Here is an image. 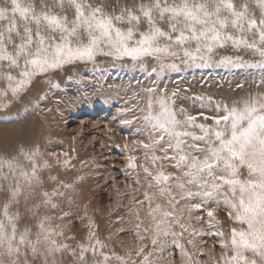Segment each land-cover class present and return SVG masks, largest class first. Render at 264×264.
Wrapping results in <instances>:
<instances>
[{
    "label": "snow or ice",
    "instance_id": "6c2138e0",
    "mask_svg": "<svg viewBox=\"0 0 264 264\" xmlns=\"http://www.w3.org/2000/svg\"><path fill=\"white\" fill-rule=\"evenodd\" d=\"M106 8L90 0H41L39 5L35 0H0V111L33 89L40 77L67 65L95 66L98 57L131 61L143 79L136 80L139 89L132 88L133 95L116 107V115L135 137L131 143L144 152L145 164L129 155L127 168L137 170L140 164L148 188L157 190L153 195L146 191L141 201L149 205L151 225L145 231L152 233V245L171 236L182 248L175 237L188 231L184 213L192 218L206 210L211 223V206H222L233 225H239L231 227L227 240L223 231L215 233L225 250L222 264H264V91L236 99L189 94L180 83H187L186 74L195 70L211 75L219 69L255 68L264 89V0H150L118 12ZM228 48L260 59L251 63L219 52ZM150 61L155 65L150 67ZM170 73L178 77L173 88L164 83ZM47 84L60 87L51 80ZM216 87L223 93L221 82ZM235 87L242 91L244 85L237 82ZM9 95L12 100L5 101ZM42 155L40 145L21 144L14 155L0 157V181L7 184L0 191V264H34L38 258L42 264H56L55 254L69 248L57 240L64 233L53 229L50 217L40 212L56 209V198L66 194L61 189L75 185L49 175L53 186L45 188L41 173L51 165L39 162ZM62 166L70 169L71 160L65 159ZM157 194L166 207L153 206ZM181 202L183 208H178ZM21 203L35 218V233L27 223L23 230L18 228L21 214L12 209ZM177 226L183 231H174ZM87 241L78 245L81 264H86L88 253L99 257L96 264H129L124 256L106 253L95 232H88ZM137 255L139 264H152L151 253L143 247Z\"/></svg>",
    "mask_w": 264,
    "mask_h": 264
},
{
    "label": "bare ground",
    "instance_id": "6f19581e",
    "mask_svg": "<svg viewBox=\"0 0 264 264\" xmlns=\"http://www.w3.org/2000/svg\"><path fill=\"white\" fill-rule=\"evenodd\" d=\"M37 5L41 3V0H35ZM92 3H101L107 5V11L118 12L123 7H133L139 3H148L150 0H90ZM171 2V0H169ZM239 2V0H237ZM251 3V0H249ZM47 3L52 4L53 0H47ZM59 11V9H54ZM258 13V10H256ZM71 17V11L67 13ZM124 27V26H122ZM146 27V25L141 26ZM221 54L225 55H240L245 61L255 63L260 58L251 52L241 50L239 53L235 52L231 48L219 50ZM155 65V61H150V67ZM128 74H127V73ZM139 72V73H136ZM140 70L138 67L133 68L131 61H113L108 57H98L96 65L92 64H70L65 68L55 73H50L47 77H40L35 87L25 93L19 99L12 100L11 96L4 98L5 101L12 100L11 107L7 110L0 111V157L9 158L11 155L16 153V150L21 144L29 145L38 144L41 146L43 155L38 158L40 163L47 160L51 167L42 171V178L46 181L44 187L51 189L52 182L48 181V176L62 177L67 180H71L75 187L74 189H61L66 194L63 197H57L56 202L58 207L54 210L41 209L40 215H50V226L56 231L61 230L62 220L67 221L74 217L79 218L81 228L79 237H72L66 239L63 237H57L59 243L68 244L69 248L55 254L56 264H81L78 259L79 248L78 245L81 243H87V229L90 222L92 224V231L96 233L97 237L106 245L104 251L108 254H115L124 256L131 262L137 257V249L143 247H151V250L155 254V257L159 259L161 257L160 251H163L168 243L161 241L157 246H153L151 243L150 231L146 232L145 228H149L151 225V217L148 216L149 205L147 202L141 203L144 200V193L147 191L149 195L156 193V189L148 188V181L145 179L144 173L141 167L137 170H131L127 168V157L134 155L140 161L145 164L143 159V150L125 152L124 160L126 167L121 170V175L124 180H117V173L114 172L115 156L110 157L109 167L104 168L102 163L104 161L105 151L108 153V148H115V142H119V147L124 146L127 140L123 138L117 131L119 126V118L117 117L118 126L117 129L111 124L106 125V130L98 132L101 134V138H98L95 142L99 143V146L93 151L91 142H79L77 139L70 140L66 131L61 128V122L67 119L68 115L77 114L81 109L91 111L92 109L101 110L106 114L113 110V106L123 104V100L133 95L131 89L138 88L135 84H131V87H127L121 84H116L115 81L123 80L126 76L130 79V75H135V80H141L143 77L139 75ZM175 77L166 78L164 81L169 88L175 87ZM51 80L54 84L59 83V88H49L47 81ZM133 82L132 79H130ZM145 83L149 81L144 80ZM172 82V83H171ZM171 83V84H170ZM260 76L257 78L249 77V80L245 83L243 90L237 89L234 84L231 88L225 86L223 93L219 92L214 94L213 90H195L190 91L189 94H211V95H222L227 94L232 98H242L249 94H256L257 92L264 91L259 87ZM4 86V81L0 80V87ZM47 96V99H37V96ZM87 96V99H85ZM105 100H109L110 103H105ZM131 103V101H130ZM38 105V107H37ZM116 115V110H114ZM117 116V115H116ZM5 118V119H2ZM4 120H14V123H5ZM92 120V119H91ZM101 128V127H100ZM104 134V135H103ZM113 143V144H112ZM107 145V146H106ZM97 146V145H96ZM116 146V145H115ZM96 148V147H95ZM108 148V149H107ZM118 149V148H117ZM63 151V152H62ZM54 152L56 155L51 156L49 153ZM64 153H68L65 156ZM158 155H162L158 153ZM65 159L71 160L70 169H65L63 161ZM103 159V160H102ZM146 166L151 168V164L147 163ZM167 170H171L167 168ZM113 170V171H112ZM76 177H83L82 180H77ZM131 180V182H127ZM133 181V183H132ZM111 183L110 190H103L105 185ZM0 185H3V189L7 188L5 182L0 181ZM108 186V185H107ZM107 189V187L105 188ZM109 191V192H108ZM126 196V197H125ZM108 197L114 199V206L101 208V204ZM127 201L129 207L132 206V211L127 212V222L120 224L117 221L118 213H113L115 209L120 207L123 198ZM39 203V199L36 200ZM108 202V201H107ZM3 203V197L0 196V205ZM156 203H160L166 207V202L156 195L153 201V206ZM124 206V205H123ZM126 206V205H125ZM108 208L111 215L105 216L101 224L99 221L101 217H104L103 211ZM178 208H183V202L178 205ZM19 211L21 219L18 222L19 230H23L25 224H29L32 227L33 233L36 229L34 227L35 218L27 210V207L21 203L18 206H13L12 211ZM67 211L68 216H63V212ZM121 213V212H120ZM122 214V213H121ZM62 217V218H61ZM198 213H194L192 218H189L185 212L183 215V222L185 223L188 231L183 232V239L186 244H191L195 240V225L197 221ZM125 218V217H124ZM107 221L109 226L107 225ZM140 225L137 228V225ZM129 230L134 234L135 241L130 236H120V231ZM174 231L182 232L178 226L174 227ZM129 232V233H130ZM123 235V234H122ZM198 235V234H197ZM120 236L121 238H118ZM133 236V235H132ZM82 237H84L82 239ZM140 237H143L141 239ZM164 240V239H163ZM165 243V244H164ZM200 249L194 251V257L198 256ZM75 252L76 255L72 253ZM135 252V254H133ZM159 252V253H157ZM23 259V257L21 258ZM49 259H52L50 257ZM99 257H93L91 253L86 254V264H96ZM160 262V263H159ZM152 264H167L166 261L160 260ZM37 263V262H36ZM110 264H119L118 261L112 260ZM185 264V263H182ZM193 264H203L196 263Z\"/></svg>",
    "mask_w": 264,
    "mask_h": 264
},
{
    "label": "rangeland",
    "instance_id": "374dc122",
    "mask_svg": "<svg viewBox=\"0 0 264 264\" xmlns=\"http://www.w3.org/2000/svg\"><path fill=\"white\" fill-rule=\"evenodd\" d=\"M136 73H139V72H136ZM139 75L142 76V73L140 72ZM186 76H187V83H185L183 80L180 81V83L184 87L189 88L191 91H195L199 89L209 90V91L213 90V93L216 94V93L221 92V89L216 87L217 81L223 84V88L225 86H227L228 88H231L237 82L245 85V83L249 80V77L251 79V78H257L258 76H260V70L255 69V68L245 69V70H232V71H228L225 69H219V70H213L211 72V75L207 74V70H195V71H192L190 74H186ZM130 77H131L130 79H132L133 82H131L130 79L126 80V78H128V76H126L123 80H120V81L117 80L115 81V83L121 84L127 87H129L130 84L133 83L135 84V86L138 87L136 88L138 90L139 86L136 84V80L134 79L135 75H130ZM168 77H170L171 79L172 77H175L174 83L172 82L171 83L175 85L176 87L175 81L176 79H178L177 74L170 73ZM225 81H228L229 83H225ZM116 107L117 105L113 106L112 107L113 110L106 114L103 112L102 108L101 110L92 109L91 111L81 109L77 114L68 115L67 119L61 122V128L62 130L64 129L66 131L67 135L69 136L68 139L72 141L77 139L79 142L87 143L89 141L91 142V140L94 139V141L91 143L93 146V151H95V149H97L99 146V143L95 141L98 138L102 137L101 134H99L98 132L106 130V125L109 124L110 121H112L113 123L112 126H115L117 129L118 121H117V116L115 115V112H114V110H116ZM2 119H5V118H2ZM0 121L2 120L0 119ZM4 121L5 123H9V124L15 122L14 120H10V121L4 120ZM117 131L119 132L121 136H123L124 139L127 140L128 148L125 149L124 146L119 147V142L116 141L115 142L116 146L113 145L115 147L114 149L111 148V146H109L108 148L110 149L107 148L108 153L105 151V154H104L105 158L102 163V166L104 168L106 167L108 168L109 167L108 164L110 162V160L108 159H110V157L112 156H115L116 158H114V160L117 165L115 166L116 168L114 172L117 173V180L123 181L124 177L121 175V170L123 167H126V162L124 160L125 152L129 151L133 153L132 151H136V150L141 151L142 149H140L137 146H134L131 143V141L135 139V137L132 135V132L126 126L124 125H122L121 127L119 126ZM138 161L140 162V164H143L140 161V158L138 159ZM140 164H138V167H140ZM127 182H131V180ZM107 185H105L103 190H110L111 183H108ZM106 187L107 189H105ZM125 197L123 198L121 202V204H123L124 206L120 205V207H118V209H115L113 212V213H116L117 215L119 211L117 221L120 224H125L127 222L126 213L132 211V209H130L132 208V206L129 207L127 205V201L125 200L127 198ZM107 199L108 200H105L103 202L105 204H101L102 206L101 208L106 207V205H109L111 207L114 206L115 204L114 199L112 197H108ZM211 207H213L215 210L214 219L211 220V223L209 222L210 218L207 216L206 210L204 212L198 213L199 219H197L196 221L195 231H194L196 234V237H195V240H193L191 244L190 243L186 244L184 242L182 235H178L177 237H175L176 242L180 244L182 248H178L175 246V244L173 243L174 238L171 236L162 240L165 243H168V245L163 251H160V255H161V257H159L160 260L166 261L167 264H182V263L193 264L194 262L196 263L200 262L203 264H222L221 256L224 254L225 250L221 248L222 238L216 235L215 233L219 231H223L225 233L223 240H227L231 227L233 226L239 227V225H233V222L228 219L227 213L224 211L222 206L216 207L215 205H212ZM102 211H103L104 217H101L99 224H101V221H103V218H105V216L111 215L108 208H105L104 210L102 209ZM108 222L109 221H107V224ZM93 223L95 222H90L89 224H87L88 225L87 234L89 231H92L91 229H92ZM80 224L81 222L79 218H76V217H74L73 219H69L67 221L62 220L61 225H63V228L59 230L64 233V236L62 237L66 239H70L72 237H79L80 233L78 232L81 231L80 230L81 228H79ZM107 226L110 227L109 224ZM129 232H130L129 230L124 229L123 231H120L119 233L121 234L120 236H122V238L124 236L132 237V239L135 241L134 243L135 246H137L138 241L134 239L135 238L134 234L131 232L129 233ZM176 232L179 233V231L177 230ZM120 236H118V238H121ZM83 238L84 237H82V239ZM196 249L197 250L200 249L199 250L200 253L198 256L194 257L195 256L194 251ZM144 250L146 253H151L152 263L159 262V259L155 257V254L151 250V247L149 248L147 247ZM133 254H135V252ZM29 259L31 260L32 258L29 257ZM135 260L139 262L141 260V257L137 255ZM34 264H42V258H38L34 262Z\"/></svg>",
    "mask_w": 264,
    "mask_h": 264
}]
</instances>
